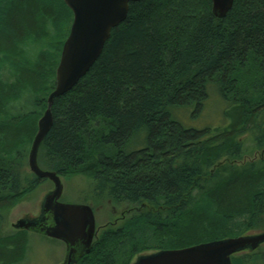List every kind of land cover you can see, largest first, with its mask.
<instances>
[{
  "label": "trees",
  "instance_id": "trees-1",
  "mask_svg": "<svg viewBox=\"0 0 264 264\" xmlns=\"http://www.w3.org/2000/svg\"><path fill=\"white\" fill-rule=\"evenodd\" d=\"M71 21L62 0H0V223L44 181L24 165ZM208 106L219 124L188 128L175 118L198 120ZM52 115L39 167L83 177L95 204L125 209L78 264H131L264 228V157L235 165L264 153V0H234L222 19L210 0L131 3ZM25 234L0 237V264L23 261ZM231 261L264 264V253Z\"/></svg>",
  "mask_w": 264,
  "mask_h": 264
},
{
  "label": "water",
  "instance_id": "water-1",
  "mask_svg": "<svg viewBox=\"0 0 264 264\" xmlns=\"http://www.w3.org/2000/svg\"><path fill=\"white\" fill-rule=\"evenodd\" d=\"M72 13L69 34L62 46L55 70V86L46 99V109L37 122V132L28 153V168L38 180H48L53 190L45 195L38 217H26L12 227L15 231L40 234L62 242L65 257L61 264H78L89 255L97 234L92 208L88 205L63 204V184L54 172L38 165V153L53 126L55 99L70 92L86 76L101 56L112 30L122 24L131 3L143 0H62ZM212 15L226 17L234 0H210ZM264 245V231L255 235L203 243L188 248L142 254L131 264H232V257L254 252Z\"/></svg>",
  "mask_w": 264,
  "mask_h": 264
},
{
  "label": "rangeland",
  "instance_id": "rangeland-1",
  "mask_svg": "<svg viewBox=\"0 0 264 264\" xmlns=\"http://www.w3.org/2000/svg\"><path fill=\"white\" fill-rule=\"evenodd\" d=\"M50 43V39H46L41 42V44H43L44 46H48ZM41 44H37L36 47H42ZM1 78L6 82L14 81V78L10 75L8 70H4L2 72ZM215 103L217 104L218 108H222L217 100L215 101ZM24 105V100H21L17 104V108H23ZM214 111L215 110L214 108H212V106H208V108L204 112V115L200 119L195 121L188 117V115H181L180 117L177 115V117L175 118L185 127L204 129L206 127L213 126L215 123L217 125L219 124V122H221L218 117L208 115L210 113L212 114ZM134 145L139 144H136V141H133L132 146ZM262 157H264V153L254 152L251 155L245 156L242 163H238L235 165H243L244 163H249L254 160H260ZM27 161L28 153L26 155L24 171L26 172V174L32 175L29 171ZM62 184L63 194L60 202L63 204L72 205L87 204L92 207L94 209L97 230L98 228L103 229L106 225L113 223L114 221L119 219L123 214V211H125L124 208L113 207V205H111L112 203L108 202L107 200H99L98 204H95L91 199L93 193L92 183L83 177H75L67 181L62 179ZM52 190L53 184L48 180H44L35 191H33L30 195L26 196L18 204H16L5 215L0 223V237L17 234V231H15L12 227L17 223V221L26 217L37 216L45 195ZM263 231L264 228L252 229L246 231L245 235H255ZM24 233H26L25 236L27 239V250L23 261H21L19 264H61L63 262L65 257V245L62 242L32 232ZM254 252L264 253V245H262L258 250ZM247 254H249V252H243L238 254L237 256Z\"/></svg>",
  "mask_w": 264,
  "mask_h": 264
},
{
  "label": "flooded vegetation",
  "instance_id": "flooded-vegetation-1",
  "mask_svg": "<svg viewBox=\"0 0 264 264\" xmlns=\"http://www.w3.org/2000/svg\"><path fill=\"white\" fill-rule=\"evenodd\" d=\"M49 193V192H48ZM47 193V194H48ZM84 205H87V204H84ZM89 206V205H88ZM41 209V208H40ZM40 209H39V213H38V215L37 216H34V217H38L39 215H40ZM93 210V209H92ZM94 212V211H93ZM97 231H99V228H98V230ZM17 232H25V231H17Z\"/></svg>",
  "mask_w": 264,
  "mask_h": 264
}]
</instances>
